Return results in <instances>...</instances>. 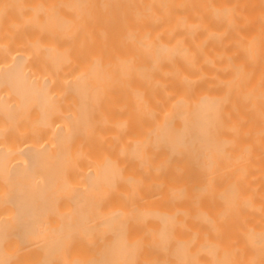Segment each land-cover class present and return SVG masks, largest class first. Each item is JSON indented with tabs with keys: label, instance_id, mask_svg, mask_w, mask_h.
<instances>
[{
	"label": "bare ground",
	"instance_id": "6f19581e",
	"mask_svg": "<svg viewBox=\"0 0 264 264\" xmlns=\"http://www.w3.org/2000/svg\"><path fill=\"white\" fill-rule=\"evenodd\" d=\"M0 264H264V0H0Z\"/></svg>",
	"mask_w": 264,
	"mask_h": 264
}]
</instances>
